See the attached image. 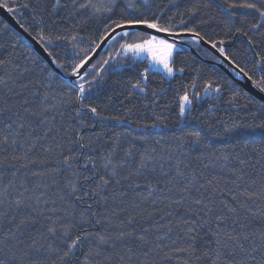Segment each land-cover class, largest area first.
Masks as SVG:
<instances>
[{"label": "trees", "instance_id": "trees-1", "mask_svg": "<svg viewBox=\"0 0 264 264\" xmlns=\"http://www.w3.org/2000/svg\"><path fill=\"white\" fill-rule=\"evenodd\" d=\"M65 2L70 4V0H62V4ZM134 2L138 5L134 15H143L149 19L156 16L160 18L161 24L165 25L171 21L173 32L189 33L181 24L183 20L187 28L195 27L206 42L226 40L223 45L226 53L224 55L228 59L230 57L231 62L235 61L232 63L235 66L239 65V69H243V73L251 77L252 83L259 80L262 75L254 66L256 57L245 38L236 36L230 39L226 36L224 27L226 18L222 16L213 0H134ZM5 3L15 9L11 13L12 16L33 38L39 41L38 33L43 30L44 34L55 41L51 46H47L48 51L52 52L66 67L70 61L77 58L78 54H82L84 49L98 43L97 37L104 31L106 17H93L89 11L75 12L71 7H61L49 16L53 0H0L2 6ZM207 3H212L210 9L202 8L195 16H189L194 5ZM23 5L28 7H22ZM118 18L113 16V19ZM201 20L207 22L201 24ZM12 36L18 35L0 18V37H2L0 60L11 61L10 64H6V67L0 68V78L7 81L6 84H0V104L6 103L8 107L13 108V111H20L27 122L32 124L34 131L32 135H29L30 129L25 127L21 136L16 137L17 144L8 146L7 155H20L27 152L29 159L40 162L30 165L27 169H20L15 175L11 168L0 169V190L10 184L8 191L11 193L10 198L14 199L17 193L27 189L26 195L33 197L31 203L35 207L57 210L67 208L69 211L76 212L77 219L79 214L86 210L95 212L97 216L92 217L89 223H85L82 229L90 232L105 228L115 230L119 222L121 220L127 222L130 215L135 217L138 229L152 228L150 239L154 235H164L170 226L173 229L168 234L171 239L166 238L164 243L171 246L172 240H176L178 245L184 247H187V242L182 238L181 228L184 227L182 221L197 219L198 214H203L202 206L192 203L194 199L203 197L205 203L209 199L214 200L216 211L227 217L221 225L222 231L239 236L241 243L254 242L259 247L262 243L261 237L264 236V201L250 200L240 195L238 202H235L228 196L227 191L222 190L243 193L245 190L259 192L264 188V105L235 84L223 70L200 60L186 48L177 51L173 57L175 68H183L184 71L168 78L163 73L149 70L147 93H141L138 89L134 90L130 87V82L135 83L140 79L139 73L144 68H149L146 59L137 60L130 56L118 58L119 65L110 60L102 76L98 78V82L93 85L95 103L99 104L106 116H121L124 119L98 122L96 118H93L89 123L96 124V128L86 129L87 136H91L93 131L107 132L108 135L100 141L101 148L96 149L99 153L103 147L107 146L108 137L124 133L125 136L121 138L122 147H127L126 141L136 143L138 148L147 142L148 146L156 147L157 154H162L165 160L157 159L154 163H150L149 168L143 170V176L139 178L133 175L128 180L121 179L119 184L109 185L100 195L89 194L84 196L83 200L75 201L68 196L70 190L66 187V179L70 173L61 163V150L56 145L65 144L67 148V140L62 138L64 129L78 128L79 121L69 119L71 110L66 106L50 110L43 123H40L38 117L27 116L21 108L23 101L27 99L28 106L35 110L40 103L41 94L45 92L63 95L65 91H70L65 87L69 82L53 72L21 37L18 36V40H12L10 39ZM65 36L67 39H56ZM73 36H78L80 39L73 41ZM145 36L148 35L135 32L134 36L130 35L121 39L119 43H133ZM260 39L264 40V33L260 34ZM187 42L206 60H217L210 51L190 40ZM41 45L43 48L46 47ZM219 47L220 45H217V49ZM119 51L118 44L114 47L108 46L100 57L108 59L110 54L114 56ZM255 51L264 54L259 47ZM68 71L70 72L71 69L69 68ZM9 76L12 77L11 80L8 79ZM88 79L92 77L89 76ZM208 83H211L213 87L219 86L221 91L205 95L204 88ZM153 92L156 93L155 96ZM185 92L190 97L193 95L200 97L193 101L192 118L188 121L190 127L177 122L181 119L178 117V98ZM127 109L132 111L129 113ZM161 116L164 117L162 122L157 119ZM37 123L40 124L39 127L36 126ZM153 123H157L158 127H144ZM48 128L53 131L45 137L44 133ZM180 129H183V133ZM15 131L14 125L12 132ZM190 131H200L205 139L199 146L189 142L184 147H178L174 137ZM0 134L11 135L3 128L2 119H0ZM38 136L41 139L36 140ZM138 137L143 139H137ZM156 141L160 143L156 144ZM33 143L35 146L30 147ZM93 147L95 148V144ZM49 148L51 150L46 151ZM84 151L85 155L95 154L91 149ZM4 154L0 152V157ZM169 156L172 157L171 160L167 159ZM178 161L181 162L179 167L189 179H192L191 173L195 170L197 179L193 182L196 186L190 189V193H181L173 188L172 184L166 182L176 175ZM240 161L244 163L241 164ZM161 163L164 164L163 170L159 167ZM80 165L82 175L91 173V165L87 170L84 169L83 159ZM135 167V163L130 164L122 171V175H128ZM152 167L156 168L155 172L151 171ZM164 172H168L169 176L166 177ZM100 174H104L103 170ZM206 181H212V183L207 184ZM253 181H255L254 184ZM96 182L98 181L94 180L89 185L82 181L81 192L78 195L89 192ZM130 184H133V187H129ZM135 184H139L140 187H135ZM148 184L154 188L158 185L164 191H154L149 195ZM200 184H204L207 191L201 189ZM181 186L183 185H177V188ZM104 195L109 196L106 202L101 199ZM112 196L116 198L113 200ZM181 196L184 197L181 204L171 203L173 200H179ZM36 197H40V204L35 203ZM43 200H47L48 204L45 205ZM94 201H100V203H94ZM222 201L226 202L227 207L235 208L236 213H229ZM88 205L92 206L90 210ZM189 206L193 210L189 211ZM5 208L6 206H0V210ZM28 211L30 209L15 212L16 222ZM113 213L117 214L115 218L112 217ZM48 215L55 220L64 213L46 211L45 216ZM105 217L109 220H105ZM97 218L102 221L101 224L95 223ZM3 223L5 229L10 226L7 220ZM48 224L49 221L43 216L39 217L34 225L26 229V236L37 238L40 244L45 243L40 233L46 234ZM212 227L215 228V225L213 224ZM125 230H130L127 224ZM245 235L249 237L248 241L243 239ZM197 244L199 258L193 257L192 264H209V258L203 253L214 246L213 237L202 231ZM128 247H131L133 252H126L124 246L119 244L115 252L109 251L108 255L112 257L111 264H138V262L139 264H160L158 256L153 255L151 259L145 257L142 249L131 240L128 241ZM25 251L27 255H24ZM17 255L23 257L19 264H48L49 260L46 254L27 249L22 251L18 248ZM120 256L125 257L124 261L119 259ZM237 259L239 260L240 257L237 256ZM260 261L261 255L258 253L257 264H260Z\"/></svg>", "mask_w": 264, "mask_h": 264}, {"label": "snow or ice", "instance_id": "snow-or-ice-1", "mask_svg": "<svg viewBox=\"0 0 264 264\" xmlns=\"http://www.w3.org/2000/svg\"><path fill=\"white\" fill-rule=\"evenodd\" d=\"M213 2L220 10L222 16L226 18V23L224 24L226 36L230 39L236 36H243L246 43L253 49L256 57L254 66L262 73L259 80L253 83L258 89L264 91V84H262L264 82V54L255 51L259 47L264 52V40L260 39V34L264 33V0H213ZM121 4H123V7H121ZM3 7L9 13L15 11L7 3L3 4ZM22 7H28V5H23ZM61 7H71L75 12L89 11L93 17H106L104 31L97 37L98 43H94L90 48L84 49L83 53L78 54L77 58L70 61L66 67L52 52L48 51L47 46H51L55 41L41 30L38 33V40L46 46L44 51L51 58V63L55 64L57 68L66 74L69 84L65 85V87L69 88L70 91H65L63 95H54L51 92L42 93L40 103L35 110L33 107L28 106L29 101L27 99L23 101L21 108L27 116L38 117L40 118V123H43L47 119L46 114L50 110L66 106L71 110L69 119L79 121L78 128L64 129V137L62 138L67 140V148L65 144H57L56 147L61 150V163L66 166L67 171L70 173V176L66 179V187L70 190L68 196L75 201H81L84 196L89 194L100 195L109 185L113 183L119 184L121 179L128 180L133 175L139 178L143 176V170L149 168L150 163H154L157 159L165 160L162 154H157V148L148 146L147 142L138 148L136 143L126 141L127 147H122L121 138L125 136L124 133L108 137L107 146L103 147L99 153L96 152L97 148H101L100 141L104 140L108 134L106 131H93L91 136H87L86 129L96 128V124H90L89 121L93 118H96L98 122L124 119L121 116H106L99 104L95 103L96 97L93 85L98 82V78L103 74L104 69L102 66L109 65L110 60L115 61L119 65L120 59L118 58H126L128 54L133 57H140L146 54L151 59L153 67H161L169 76L176 71L183 72L184 69H177L174 66L175 40L173 39L170 42L169 39L161 38L159 35V33H165L167 36L174 38L180 33L172 31L171 21H168L165 25L161 24L160 18L156 16L149 19L143 15H134L133 13L138 10V5L134 0H127V2L125 0H83V2L70 0V4L68 2L62 4V0H53L49 16L56 13L57 9ZM211 7L212 3L194 5L189 12V16H195L202 8L210 9ZM33 12H35V9H33ZM113 16H118L119 18L113 19ZM213 19L215 18L213 17ZM206 22L204 20L200 21L201 24ZM181 24L184 25L187 32L191 33L193 42L204 39L195 27L187 28V24L183 20H181ZM133 29H150L154 30L155 34L148 35L146 39H142L139 43L125 42L120 44L119 40L135 35V32L132 31ZM10 39L18 40L19 37L12 36ZM56 39H67V37H57ZM78 39H80L78 36L72 37L73 41ZM0 40H2V37H0ZM208 42L213 49H217V45H220L218 48L219 53L226 55L223 47L226 40H209ZM105 43L109 47H114L118 44L120 51L114 56L110 54L108 59L100 57L95 62H92L94 57L98 55L99 50H101V45ZM229 59L231 58L229 57ZM232 62L235 63V61ZM10 63L11 61L0 60V68H4L6 64ZM236 67L239 68V65H236ZM69 68L71 69L70 72L68 71ZM240 71L243 72V69H240ZM5 74L7 75V73ZM148 74L149 68L146 67L139 73V80L135 83L130 82V87L134 90L138 89L141 93H147ZM89 76L92 79H88ZM8 79L11 80L12 77L9 76ZM248 79L251 80V77H248ZM6 83V80L0 78V84ZM220 91L221 88L219 86L213 87L211 83H208L204 88L205 95L212 92L219 93ZM152 94L153 96L156 95L155 92ZM199 98L195 95L190 97L187 92L178 98V117L181 118L178 119V123H184L185 127H190L188 121L192 118L193 101ZM126 111L130 113L132 109H127ZM0 119L3 120V128L8 133H11V135L0 134V152L5 153L0 157V169L11 168L14 170L13 175H15L20 169H27L30 165L40 162L29 159L27 152L20 155H7L8 146L17 144L16 137L21 136L25 127L30 129L29 135H32V131H34L32 124L27 122L25 116H22L18 110L13 111L12 107H8L6 103H3L0 104ZM157 119L162 122L164 117L161 116ZM14 125L16 126V131L13 133ZM36 126L39 127L40 124L37 123ZM144 127L155 128L158 127V124L153 123L144 125ZM52 131L51 128H48L44 136L47 137ZM180 131L183 133V129H180ZM35 139L39 140L41 137L38 136ZM137 139L143 138L138 137ZM174 139L178 142V147H184L189 142L199 146L205 137L200 131H190L176 136ZM155 143L159 144L160 142L156 141ZM94 144L95 148L93 147ZM34 146V143L30 145V147ZM86 149H91L95 154L85 155L84 150ZM50 150L51 148L46 149V151ZM81 159H83L84 169L87 170L89 165H91L92 170L89 175L80 173ZM167 159L171 160L172 157L169 156ZM132 163H135V169L129 172L128 175H122V171ZM180 163L179 161L177 162L176 175L170 177L166 182L172 184L173 188H176L181 193H190V189L196 186L193 182L197 179L195 170L191 173L192 179H189L179 167ZM240 163L243 164L244 161H240ZM159 167L163 170L164 164L161 163ZM101 170L104 172L102 175L100 174ZM151 171L155 172L156 168L152 167ZM163 174L166 177L169 176L168 172ZM33 175H38V173H33ZM237 179H240V177H237ZM94 180L98 182L95 183L94 187L90 188L89 192L78 195L81 192L82 181L91 185ZM206 183L211 184L212 181H206ZM252 183L254 184L255 181ZM177 185L183 186L177 188ZM134 186L140 187L139 184ZM10 187L11 185L9 184L0 190V206H6L4 210H0V264H19L23 257L17 255L18 248L22 251L27 249L28 251L46 254L49 257L48 264H111L112 257L108 255V252H115L118 244L123 245L126 252H133V249L128 247L129 240L142 249L145 257L151 259L153 255L158 256L160 264H192L193 257L199 258L197 241L202 231L213 237L214 246L203 253L205 257L209 258V264H257L258 253L261 255L260 264H264V236L261 237L262 243L257 247L254 242L241 243L239 242V236L222 231L221 225L227 217L216 211L215 202L212 199H209L207 203H205L203 197L193 200L192 203L194 205L202 206L201 213L203 214H198L197 219L182 221L184 225L181 228L182 238L187 242V247H184L178 245L176 240H172L171 246L164 243L166 238L171 239L168 234L173 229L170 226L164 235H154L150 239L152 228L138 229L135 224V217L131 215L128 216L127 222L121 220L115 230L112 228H105L97 232L82 230L84 224L89 223L92 217L97 216V213L86 210L81 212L77 219L76 212L69 211L67 208L59 210L56 208H37L31 203L33 197L26 195L27 189L24 192L17 193L15 198L12 199L10 198L11 193L8 191ZM129 187H133V184H130ZM199 187L207 191L204 184H200ZM148 189L149 195L154 191H164L158 185L154 188L151 184H148ZM222 191H227L228 196L235 202H238V196L240 195H244L250 200L258 199L264 201V188L259 192L245 190L243 193H234L227 189ZM111 198L114 200L116 197L112 196ZM101 199L106 202L109 196H101ZM183 200L184 197L181 196L179 200H173L171 203L181 204ZM35 203H41L40 197L35 198ZM43 203L46 205L48 201L43 200ZM53 203L55 202L53 201ZM94 203H100V201H94ZM222 203L227 207L226 202L222 201ZM91 207V205H88L89 210ZM21 209H30V211L22 215L19 221L16 222L15 212ZM188 210L191 211L193 209L189 206ZM46 211H61L64 215L58 216L54 220L50 215L45 216ZM227 211L232 214L236 213V209L233 207H227ZM116 215V213H113L112 217L115 218ZM42 216L49 221V224L46 226V234L45 232L40 233V236L45 241V243L40 244L37 238L26 236V229L34 225L38 218ZM5 220L10 225L6 229L3 223ZM105 220H109V218L105 217ZM95 223L101 224L102 221L97 218ZM126 224L130 230H125ZM213 224L215 228L212 227ZM243 239L248 241L249 237L245 235ZM165 249L167 250L165 251ZM24 255H27V251L24 252ZM237 256L240 257L239 260ZM119 259L124 261L125 257L120 256Z\"/></svg>", "mask_w": 264, "mask_h": 264}, {"label": "water", "instance_id": "water-1", "mask_svg": "<svg viewBox=\"0 0 264 264\" xmlns=\"http://www.w3.org/2000/svg\"><path fill=\"white\" fill-rule=\"evenodd\" d=\"M0 18L3 19L8 26L12 28V30L21 37L28 46L36 53L38 54L43 61L59 76L64 78L66 81H68L66 74L53 63H51V58L48 57L47 52L44 51L43 46L37 41L35 38H33L29 33H27L21 25L15 20V18L12 16L11 13L7 11L6 8H4L0 4ZM133 32H140L147 35L155 34L154 30L145 29V30H136L133 29ZM161 38H166L172 41L175 40L176 43H179L183 48H186L191 51L195 56H197L200 60L205 61L208 64L214 65L221 70H223L227 76L235 83L237 84L241 89L246 91L249 95H251L253 98H255L257 101H259L262 105H264V91H261L256 87L255 84L251 82L248 77L240 71L239 68H237L224 54L219 53L218 49H213L211 47V44L206 42L205 40H200L198 42H194L204 49L210 51L217 60H206L203 58L196 50L195 48L190 45L187 41H192V35L191 33H184L181 32L180 35L173 37L167 36L165 33H159ZM109 45L107 43L101 45V50H99L98 55L94 57L92 62H95L96 59H98L101 55L104 54L107 47ZM107 65L103 67V69L106 68ZM69 82V81H68Z\"/></svg>", "mask_w": 264, "mask_h": 264}, {"label": "rangeland", "instance_id": "rangeland-1", "mask_svg": "<svg viewBox=\"0 0 264 264\" xmlns=\"http://www.w3.org/2000/svg\"><path fill=\"white\" fill-rule=\"evenodd\" d=\"M147 38V36H145V37H143L142 39H146ZM142 39H140L139 41H136V42H133V43H139V42H141V40ZM171 42V41H170ZM191 42H193V41H191ZM176 43V42H175ZM194 43V42H193ZM183 47L179 44V43H176V49H175V51H174V53H173V57H174V55H175V53L177 52V51H179V50H181ZM128 56H130V57H132V58H134V59H137V60H141V59H146L147 61H148V64H149V70L150 71H157V72H160V73H163V74H165L168 78H172V77H174V75L176 74V73H180L179 71H176L173 75H171V76H169V75H167V73L166 72H164L163 70H162V68L161 67H153L152 66V61H151V59L145 54V55H142V56H140V57H133L131 54H128ZM127 56V57H128ZM126 57V58H127Z\"/></svg>", "mask_w": 264, "mask_h": 264}]
</instances>
